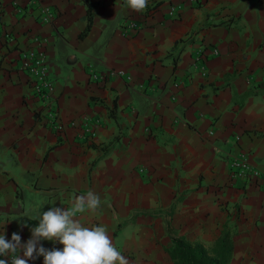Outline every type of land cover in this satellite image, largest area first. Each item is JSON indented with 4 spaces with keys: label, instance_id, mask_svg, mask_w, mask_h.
I'll list each match as a JSON object with an SVG mask.
<instances>
[{
    "label": "crops",
    "instance_id": "1",
    "mask_svg": "<svg viewBox=\"0 0 264 264\" xmlns=\"http://www.w3.org/2000/svg\"><path fill=\"white\" fill-rule=\"evenodd\" d=\"M43 5L56 12L48 24L38 19ZM120 5L0 0L5 238L18 233L25 243L39 209L70 208L91 190L101 207L81 222L106 225L124 256L138 235L159 251V237L168 247L170 236L209 247L227 231L229 264H264V185L229 170L243 154L264 171V0H148L141 13ZM127 19L138 29L125 35ZM29 46L45 52L54 87L45 101L19 67V50ZM107 71L113 74L105 82L90 78ZM52 108L65 126L61 134L46 122ZM85 115L99 120L93 142L71 125Z\"/></svg>",
    "mask_w": 264,
    "mask_h": 264
},
{
    "label": "clouds",
    "instance_id": "2",
    "mask_svg": "<svg viewBox=\"0 0 264 264\" xmlns=\"http://www.w3.org/2000/svg\"><path fill=\"white\" fill-rule=\"evenodd\" d=\"M120 6L141 13L148 0H121ZM101 203L99 195L89 190L76 196L70 208L50 207L43 213L39 209L32 217L38 223L31 228V236L25 243H21L18 233L6 239L3 231L6 223L0 225V264H28L38 257H43V264H129L113 244L106 225L89 227L81 222L83 214L95 213ZM41 241L62 247L48 250L38 246Z\"/></svg>",
    "mask_w": 264,
    "mask_h": 264
},
{
    "label": "built area",
    "instance_id": "3",
    "mask_svg": "<svg viewBox=\"0 0 264 264\" xmlns=\"http://www.w3.org/2000/svg\"><path fill=\"white\" fill-rule=\"evenodd\" d=\"M194 2L195 0H189ZM177 8V7H176ZM179 8V7H178ZM175 8L172 7L171 14H175ZM56 12L50 5H43L38 11V19L45 24L54 20ZM138 29L137 22L132 19H127L122 27V32L126 35ZM11 39V37H9ZM37 42V39H34ZM19 63L20 70L26 74L31 82L33 92L36 97L42 101L48 100L53 92V85L48 77V67L46 64L45 52L41 47H26L19 50ZM111 71L107 73L97 74L91 73L90 78L95 82H105L112 76ZM117 75H124L123 72H116ZM129 79V77H127ZM47 124L55 134H61L65 126L62 124L58 117L57 110L51 109L47 114ZM99 120L90 116H83L78 122H72L71 125L78 127L79 137L87 141H94L96 139L97 127ZM230 175L234 179L242 181L258 180L264 185V171H259L246 159L245 155L232 160L229 163Z\"/></svg>",
    "mask_w": 264,
    "mask_h": 264
},
{
    "label": "trees",
    "instance_id": "4",
    "mask_svg": "<svg viewBox=\"0 0 264 264\" xmlns=\"http://www.w3.org/2000/svg\"><path fill=\"white\" fill-rule=\"evenodd\" d=\"M88 23L82 35L91 27V13L88 9ZM170 247L167 254L172 264H229L233 253V238L222 231L214 243L207 247L199 242H188L182 238L169 237Z\"/></svg>",
    "mask_w": 264,
    "mask_h": 264
},
{
    "label": "rangeland",
    "instance_id": "5",
    "mask_svg": "<svg viewBox=\"0 0 264 264\" xmlns=\"http://www.w3.org/2000/svg\"><path fill=\"white\" fill-rule=\"evenodd\" d=\"M138 236H134V252L125 253L128 259H134V264H172L166 252L169 248L166 238L165 240L160 237L156 238L155 244L162 245V249L153 251L151 246L153 243L152 238L145 236L143 238L139 236V238Z\"/></svg>",
    "mask_w": 264,
    "mask_h": 264
}]
</instances>
